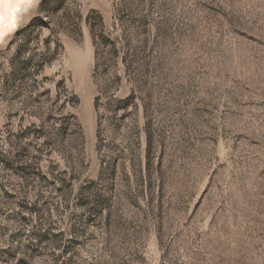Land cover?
I'll use <instances>...</instances> for the list:
<instances>
[{
    "label": "rangeland",
    "instance_id": "374dc122",
    "mask_svg": "<svg viewBox=\"0 0 264 264\" xmlns=\"http://www.w3.org/2000/svg\"><path fill=\"white\" fill-rule=\"evenodd\" d=\"M29 2L0 264H264V0Z\"/></svg>",
    "mask_w": 264,
    "mask_h": 264
},
{
    "label": "clouds",
    "instance_id": "9594fccd",
    "mask_svg": "<svg viewBox=\"0 0 264 264\" xmlns=\"http://www.w3.org/2000/svg\"><path fill=\"white\" fill-rule=\"evenodd\" d=\"M30 6L29 0H0V39L17 28Z\"/></svg>",
    "mask_w": 264,
    "mask_h": 264
},
{
    "label": "trees",
    "instance_id": "16d2710c",
    "mask_svg": "<svg viewBox=\"0 0 264 264\" xmlns=\"http://www.w3.org/2000/svg\"><path fill=\"white\" fill-rule=\"evenodd\" d=\"M97 103V102H96Z\"/></svg>",
    "mask_w": 264,
    "mask_h": 264
}]
</instances>
